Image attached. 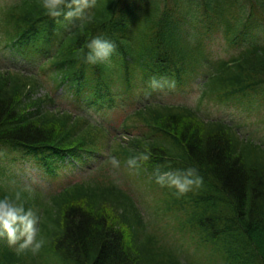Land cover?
<instances>
[{"label": "trees", "instance_id": "1", "mask_svg": "<svg viewBox=\"0 0 264 264\" xmlns=\"http://www.w3.org/2000/svg\"><path fill=\"white\" fill-rule=\"evenodd\" d=\"M134 1L105 0L92 18L71 29L57 51L46 54L43 69L56 79L70 77L80 65L79 55L87 56L88 43L103 30L126 44L127 25L116 22L118 16L150 19L158 15L161 0L140 7L131 6ZM204 3L208 29H216L219 21L226 25L227 18L239 21L251 10L264 15V0ZM246 5L251 9L245 10ZM69 19L51 15L45 0H0V52L7 55L18 37L33 33L38 44L51 45L64 20L72 28ZM143 24L145 40L136 42L171 66L179 61L177 53L189 60L198 52L196 64L208 59L203 45L189 51L173 43L164 46L158 34L172 40L161 24L147 22L145 29ZM241 27L234 31L241 33ZM239 54L232 63L211 58L204 62L203 100L236 105L255 95L264 100V40ZM5 65L0 63V145L5 139L24 145L28 159L43 156L52 161L75 143L77 150L89 151L94 144L107 143L102 146L108 147V159L96 173L43 193L24 189L13 178L14 165L8 162L3 168L0 158V196L16 200L20 192L25 207L41 218L37 239L44 240L35 253L32 248L16 252L0 246V264H264V134L258 133L259 138L236 123L163 102L133 110L119 137L69 110L25 114L18 100L38 88L39 81L34 74ZM185 68L183 63L181 73ZM188 167L197 168L203 182L187 192L156 181L158 172Z\"/></svg>", "mask_w": 264, "mask_h": 264}, {"label": "clouds", "instance_id": "2", "mask_svg": "<svg viewBox=\"0 0 264 264\" xmlns=\"http://www.w3.org/2000/svg\"><path fill=\"white\" fill-rule=\"evenodd\" d=\"M88 2L89 0H45V7L53 16L63 14L66 18H71L80 15ZM88 47L92 49L88 53V60L94 61L97 57L108 56L115 45L109 40L96 36L89 42ZM144 159H148V156L145 155ZM130 162L134 163V158ZM156 181L162 185L175 187L178 193H184L191 190L193 186H200L203 177L199 175L197 168L188 167L158 172ZM19 198L20 192L16 193V200L9 195L0 196V236H6L10 244H15L17 240L23 238L19 247L23 249L31 245L35 253L44 243L43 238L37 239L38 224L41 218L35 209L26 208Z\"/></svg>", "mask_w": 264, "mask_h": 264}, {"label": "rangeland", "instance_id": "3", "mask_svg": "<svg viewBox=\"0 0 264 264\" xmlns=\"http://www.w3.org/2000/svg\"><path fill=\"white\" fill-rule=\"evenodd\" d=\"M191 99V98H190ZM193 103V102H191ZM228 116L231 117V118H236L240 121H242L244 123V128L245 130L244 131H249L251 132L252 129H249L247 126L250 125L251 122H258L259 120V117L255 116V115H251V116H248V117H245V116H242V118H240L241 114L237 111V110H230L228 112ZM253 135H257V132H253L252 133ZM18 168H20V166H18ZM32 181H40L42 179V177H39V176H33V177H29Z\"/></svg>", "mask_w": 264, "mask_h": 264}]
</instances>
